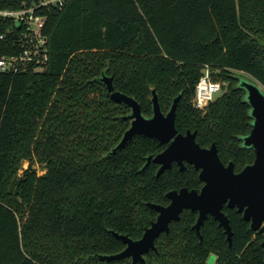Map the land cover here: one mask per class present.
<instances>
[{
  "label": "trees",
  "instance_id": "obj_1",
  "mask_svg": "<svg viewBox=\"0 0 264 264\" xmlns=\"http://www.w3.org/2000/svg\"><path fill=\"white\" fill-rule=\"evenodd\" d=\"M34 1L0 0V9ZM43 14L46 65L0 70V264H133L100 258L125 249L114 233L139 240L158 217L149 203L167 206L168 192L203 182L191 164L159 176L153 161L143 169L167 146L154 138L135 136L112 153L131 109L101 78L112 77L146 117L153 90L165 114L180 95L178 133L197 131L202 147L216 144L239 172L255 160L243 145L252 117L239 73L264 88V0H68ZM22 29L0 20V59L22 53ZM205 68L223 92L201 111L193 99ZM223 211L231 244L214 216L198 232L199 212L185 210L137 264H208L212 255L215 264H264V234L237 208Z\"/></svg>",
  "mask_w": 264,
  "mask_h": 264
},
{
  "label": "water",
  "instance_id": "obj_2",
  "mask_svg": "<svg viewBox=\"0 0 264 264\" xmlns=\"http://www.w3.org/2000/svg\"><path fill=\"white\" fill-rule=\"evenodd\" d=\"M106 85L111 98L117 103L127 105L131 112L126 116L131 120V126L124 133L119 144L112 153L123 149L135 136L154 138L167 148L161 153L147 158L145 169L151 161L160 165L157 176L177 163L181 170L186 163L200 171L199 178L203 182L200 191L182 188L167 193L170 203L167 206L149 203L158 212L156 221L151 223L139 240H133L127 235L114 233L126 247L123 251L100 255L107 262L131 258L133 264L145 263V254L157 250L155 242L162 233H169L170 224L180 220L185 210L199 212L195 228L201 226L212 215L225 229L228 240L232 242V228L228 216L224 213L225 205L237 208L244 219L251 222V228L264 234V88L249 76L239 77V86L246 90V100L250 105L252 129L243 137V145L255 151V160L241 171H235V165H228L220 159L216 144L210 148L202 147L196 140L197 131L178 133L176 128V113L181 96L173 101L168 113L161 109L158 95L152 92L153 115H143L140 104L133 97L116 91L113 78L104 75L101 78ZM264 246V241H263Z\"/></svg>",
  "mask_w": 264,
  "mask_h": 264
},
{
  "label": "built area",
  "instance_id": "obj_3",
  "mask_svg": "<svg viewBox=\"0 0 264 264\" xmlns=\"http://www.w3.org/2000/svg\"><path fill=\"white\" fill-rule=\"evenodd\" d=\"M68 0H36L31 5L25 4L20 9H0V20L10 19L23 29L17 39L23 51L19 55L6 56L0 59L2 72H19L22 68L35 63L41 70L48 61L47 38L43 35L46 17L43 11L51 8H61ZM6 34L0 35V39ZM223 90V84L212 80L210 71L205 68L198 82L193 99L196 109L204 111L216 98L215 95Z\"/></svg>",
  "mask_w": 264,
  "mask_h": 264
},
{
  "label": "rangeland",
  "instance_id": "obj_4",
  "mask_svg": "<svg viewBox=\"0 0 264 264\" xmlns=\"http://www.w3.org/2000/svg\"><path fill=\"white\" fill-rule=\"evenodd\" d=\"M239 76L245 77L246 74L239 73ZM222 92L223 91H221L220 93L216 94L215 95V98H218L222 94ZM28 167H29V163L28 162H25L24 165H23V169L20 171V176L23 175L24 170L28 169ZM34 168L38 170L39 175H42L44 173V171H42V168L38 164L35 165ZM216 260H217L216 256L215 255H212L210 257L209 261H208V264H215L216 263Z\"/></svg>",
  "mask_w": 264,
  "mask_h": 264
},
{
  "label": "flooded vegetation",
  "instance_id": "obj_5",
  "mask_svg": "<svg viewBox=\"0 0 264 264\" xmlns=\"http://www.w3.org/2000/svg\"><path fill=\"white\" fill-rule=\"evenodd\" d=\"M166 145H167V144H166ZM166 148H167V146H166ZM166 148H165V149H166ZM165 149H164V150H165ZM164 150H163V151H164ZM160 153H161V152H160ZM176 164H177V163H176ZM186 164H188V163H186ZM159 166H160V165H159ZM185 168H186V167H185ZM159 169H160V168H159ZM199 174H200V171H199ZM169 201H170V200H169Z\"/></svg>",
  "mask_w": 264,
  "mask_h": 264
}]
</instances>
